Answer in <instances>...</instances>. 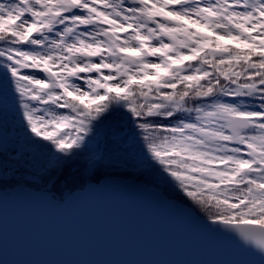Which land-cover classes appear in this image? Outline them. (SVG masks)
Instances as JSON below:
<instances>
[{
  "label": "snow or ice",
  "instance_id": "obj_1",
  "mask_svg": "<svg viewBox=\"0 0 264 264\" xmlns=\"http://www.w3.org/2000/svg\"><path fill=\"white\" fill-rule=\"evenodd\" d=\"M106 127L264 264V0H0V191L117 166Z\"/></svg>",
  "mask_w": 264,
  "mask_h": 264
},
{
  "label": "water",
  "instance_id": "obj_2",
  "mask_svg": "<svg viewBox=\"0 0 264 264\" xmlns=\"http://www.w3.org/2000/svg\"><path fill=\"white\" fill-rule=\"evenodd\" d=\"M0 264H259L185 205L134 178L105 176L64 201L0 191Z\"/></svg>",
  "mask_w": 264,
  "mask_h": 264
},
{
  "label": "trees",
  "instance_id": "obj_3",
  "mask_svg": "<svg viewBox=\"0 0 264 264\" xmlns=\"http://www.w3.org/2000/svg\"><path fill=\"white\" fill-rule=\"evenodd\" d=\"M5 133L7 134L6 131ZM4 141L7 143L8 140L4 138ZM99 143L106 152L118 154L120 156V163L114 167L100 168L99 171L91 176V172L86 170V166L80 160L74 161L73 163L65 166L63 171L58 175V178L55 180L54 184L46 185V187L51 189L49 192L54 198L58 200H65L74 191L82 189L90 182H97L105 176L134 178L144 183L151 180V177L146 174L145 166L138 162L135 164V166H132L128 163V160L134 157L136 152V145L130 140V138L122 137L120 139H116L114 138L113 133L110 132L106 127L104 133H102L99 137ZM86 155L89 157V159H94L96 155L94 146L86 153ZM142 173H144L143 176H141ZM55 174L56 173L53 172V175ZM18 182L19 181H17L15 178L5 180L2 184V189L10 190L13 186H16ZM146 184L159 188L167 194L165 190L166 185H164L163 182L157 181L156 183ZM28 186L36 190H47L44 187L37 189L36 187L38 186L36 185L29 184ZM203 211L204 210L201 209V212Z\"/></svg>",
  "mask_w": 264,
  "mask_h": 264
},
{
  "label": "rangeland",
  "instance_id": "obj_4",
  "mask_svg": "<svg viewBox=\"0 0 264 264\" xmlns=\"http://www.w3.org/2000/svg\"><path fill=\"white\" fill-rule=\"evenodd\" d=\"M4 138H6L7 140L9 139L8 135L5 133L4 134ZM8 142V141H7ZM6 192H9V190H5Z\"/></svg>",
  "mask_w": 264,
  "mask_h": 264
}]
</instances>
